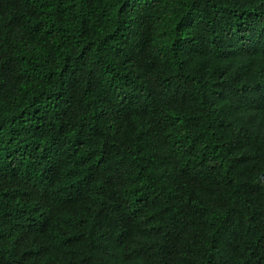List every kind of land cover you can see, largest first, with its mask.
Segmentation results:
<instances>
[{"label": "trees", "instance_id": "16d2710c", "mask_svg": "<svg viewBox=\"0 0 264 264\" xmlns=\"http://www.w3.org/2000/svg\"><path fill=\"white\" fill-rule=\"evenodd\" d=\"M0 264H264V0H0Z\"/></svg>", "mask_w": 264, "mask_h": 264}]
</instances>
